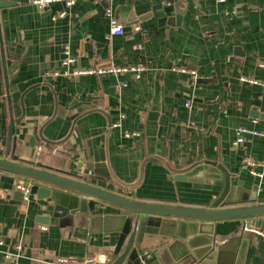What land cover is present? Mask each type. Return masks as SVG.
Listing matches in <instances>:
<instances>
[{
    "label": "crops",
    "instance_id": "crops-1",
    "mask_svg": "<svg viewBox=\"0 0 264 264\" xmlns=\"http://www.w3.org/2000/svg\"><path fill=\"white\" fill-rule=\"evenodd\" d=\"M109 5L77 0L42 11L23 0H0V146L7 144L12 106L22 117L15 153L36 167L134 199L207 206L224 190L223 165L234 179V197L264 203V166L256 169L259 176L244 167L245 158L264 162V136L232 144L239 127L264 132V86L244 80L264 79V0H115L122 35L110 33ZM62 11L67 14L58 16ZM68 57L74 61L65 65ZM111 65L145 68L139 77L72 74ZM49 71L59 74L46 76ZM164 161L176 170L203 164L178 174ZM30 182L0 169V261L3 252L18 257L14 264L89 255L96 264L115 261V217L122 209L102 203L73 225L43 224L39 218L52 217L53 201L18 189ZM205 229L217 241L214 260L205 263L221 254L223 263L234 264L247 240L243 264H264V217L209 222ZM154 236L145 264L158 260Z\"/></svg>",
    "mask_w": 264,
    "mask_h": 264
},
{
    "label": "water",
    "instance_id": "water-1",
    "mask_svg": "<svg viewBox=\"0 0 264 264\" xmlns=\"http://www.w3.org/2000/svg\"><path fill=\"white\" fill-rule=\"evenodd\" d=\"M184 8V5L177 6L175 17L177 22L181 21ZM1 60L6 74L4 53ZM198 82H201L200 79ZM10 109L11 124L7 144L0 146V169L29 178L32 182L31 195H37L38 199L53 201L52 217L39 218L43 224L57 219L61 224L70 222L73 225L74 221L78 223L89 214L93 216L92 213H95L102 203L112 204L122 209L124 213L115 217L120 221L119 228L116 230L119 232V241L115 251L117 257L112 264H145L150 251L148 243L151 235H157L153 237L156 238L154 249L158 258L154 264H208L205 263L208 259L214 260L211 254L217 243L214 231L205 229L209 222L264 217V203L242 204L241 198L234 197L236 188L234 179L223 165H218V168L225 177L224 190L213 203L207 206L165 204L134 199L67 175L54 173L44 166L36 167L34 161L21 158L15 153L17 148L15 127L21 123L22 117H15L13 107L11 106ZM165 164L174 173L187 174L196 166L202 165L203 161L181 170L173 169L166 162ZM142 175L141 173L140 179ZM113 177L126 187L136 186V184L122 182L115 175ZM63 195L67 196V204L62 202ZM246 252L247 240H243L234 264H243ZM215 264H225L222 262L221 254L217 257Z\"/></svg>",
    "mask_w": 264,
    "mask_h": 264
},
{
    "label": "built area",
    "instance_id": "built-area-1",
    "mask_svg": "<svg viewBox=\"0 0 264 264\" xmlns=\"http://www.w3.org/2000/svg\"><path fill=\"white\" fill-rule=\"evenodd\" d=\"M27 3H30L34 6H36L39 10L45 11L50 8V6L55 2H64L66 6H72L74 5L77 0H23ZM96 2L102 1V0H94ZM109 2V6L106 8V14L110 18V33L112 35H122L125 32V27L123 23L116 17L115 11L113 7L111 6V3H113L115 0H106ZM221 2H224L225 0H220ZM67 14L66 11H62L58 16H65ZM74 59L71 57H68L67 60H65L64 64H69L73 62ZM143 65H123V66H117V65H111L108 67H100L97 69H85V70H76L72 74H95V75H102V74H111L115 76H119L128 72L134 73L136 77L140 76V73L144 70ZM182 72H187L193 75L194 78H196V72L193 70H188L186 68H181ZM59 73L57 71H49L46 73V76H53L58 75ZM68 74V72L66 73ZM244 80H247L250 83L253 84H259L264 86V79H251V78H244ZM187 105H190V103H187ZM115 127L120 126V123H117L114 125ZM131 134H137V133H126V136H130ZM264 136V132L257 131L251 128L246 127H239L236 130L235 133V139L233 140V146L236 148L241 147L243 144H245L249 140V136ZM264 166V162L251 159V158H245L244 159V167L247 169H250L251 172L259 176L260 174L256 171L258 167ZM31 182L28 184H18V189L23 191L26 195L30 193V186ZM5 241L3 239H0V246H4ZM1 252H3L1 250ZM4 257L6 260L0 261V264H14L15 258H18L15 254L9 253V252H3ZM148 258L151 256L150 253H148ZM96 257L95 255H89L86 258H77V257H67V256H60L56 260L55 264H96Z\"/></svg>",
    "mask_w": 264,
    "mask_h": 264
}]
</instances>
